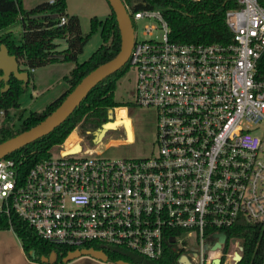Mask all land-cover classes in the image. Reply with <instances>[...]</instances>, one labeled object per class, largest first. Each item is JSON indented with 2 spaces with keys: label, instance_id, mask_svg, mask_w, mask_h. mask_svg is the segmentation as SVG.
<instances>
[{
  "label": "built area",
  "instance_id": "obj_1",
  "mask_svg": "<svg viewBox=\"0 0 264 264\" xmlns=\"http://www.w3.org/2000/svg\"><path fill=\"white\" fill-rule=\"evenodd\" d=\"M236 2L224 42L172 40L162 8L131 9L135 100L156 110V151L104 157L80 141L79 150L50 151L29 166L24 156H3L0 216L16 214L69 250L98 242L157 258L174 244L192 264L212 263L216 232L251 222L264 254V0ZM52 15L57 25L67 21ZM226 242L217 250L237 264L241 238L227 234Z\"/></svg>",
  "mask_w": 264,
  "mask_h": 264
},
{
  "label": "trees",
  "instance_id": "obj_2",
  "mask_svg": "<svg viewBox=\"0 0 264 264\" xmlns=\"http://www.w3.org/2000/svg\"><path fill=\"white\" fill-rule=\"evenodd\" d=\"M123 2L126 3L129 11L149 7L162 8L171 27V39L175 41L224 42L230 40L232 36V31L226 21V11L237 5L236 0H123ZM109 7L110 12L104 18L92 16L89 31L83 32L78 15L68 14L65 11V0H55L52 3L42 1L29 9L24 8L23 0H0V30L18 19L22 24V31L18 38H14L11 33L0 35V45L4 43L9 53L15 54L19 61L31 68L58 59L74 63L69 72L62 77L67 84L66 88L45 103L41 109L31 110L16 127L17 115L15 116L12 109L18 108L19 97L26 90L31 71L27 69L29 79L25 82L11 75L6 89L1 90L4 83H0V110H3V114L0 115V141L41 121L60 104L83 76L97 65L115 56L120 49L121 35L115 13L110 5ZM53 13H65L67 21L61 25L55 24L56 18L52 15ZM18 15L21 17L18 18ZM97 29H99L101 42L86 58L78 60V55L82 52L84 45ZM61 38L65 39L66 45L59 48ZM129 69L128 61L127 64L107 74L88 91L70 115L59 125L47 134L5 156H24V161L29 166L39 159L49 157L50 148L64 139L67 140L79 122L92 126L91 122L94 119H98V122H101V119L110 120L107 119L108 108L119 107L117 105L123 107L122 103L115 99L114 90L118 80ZM20 117L19 113L18 118ZM10 223L27 257L33 261L43 262L42 257L55 251L58 257L54 263L62 262L61 258L70 249V247L54 244L39 237L33 228L16 214L11 217L10 222L5 216H0V229L9 228ZM224 230L229 237L241 238L244 250L237 264H262L263 241L258 243L259 226L257 224L237 222L234 226L226 227ZM87 245L105 251L109 260L123 259L140 264H182L180 256L183 250L175 249L174 244H166L163 254L157 258L146 257L119 245L98 242H91ZM228 246L229 240L225 244L224 252L227 251ZM224 258L225 254L222 256V263Z\"/></svg>",
  "mask_w": 264,
  "mask_h": 264
},
{
  "label": "rangeland",
  "instance_id": "obj_3",
  "mask_svg": "<svg viewBox=\"0 0 264 264\" xmlns=\"http://www.w3.org/2000/svg\"><path fill=\"white\" fill-rule=\"evenodd\" d=\"M42 1L49 0H23V5L29 9ZM65 11L68 14H77L81 30L83 32H88L90 29V18L94 15L98 18H104L109 14L110 7L107 0H65ZM139 35L140 37H145L141 30ZM100 42L101 38L99 35V29H97L92 33L84 45L82 52L78 55V60L86 58ZM59 43L64 44V46L66 45V41L63 38L59 39ZM59 48H61L60 45ZM136 78L137 75L135 68L130 67V69L118 80L117 86L114 90L115 99L122 103L121 105L127 107V114L126 109L120 108L122 107L120 105H117L119 107H112L113 118L108 117L107 113V119L117 122L116 125L121 123L125 126L128 138L127 141H125V129L121 127L107 128L104 132L102 140H93L94 128H99L102 124H104L106 122L105 119H101V122H98V119H94L93 122H91L92 126L88 123L79 122L73 128L74 131H72L73 129L71 130V133L76 132L78 134L80 138L79 140L82 143L94 148L95 151L100 152V154L104 157H147L156 151V110L136 103ZM26 90H28V85ZM29 110V108L22 110L23 114L20 118H18L20 110L12 109L15 116L17 115L15 122L16 126L20 124L22 118L26 115V112H29ZM90 127H93V129H90ZM65 141L66 140L64 139L61 143L54 144L50 148V151L57 153L59 145L65 143ZM70 147L71 146L64 145V149L69 152H71L69 149ZM64 149L63 151H65ZM231 250L234 255L233 250H236V248L232 246ZM220 255H224L223 252L220 253L219 251L217 256ZM74 259L69 260L68 262L71 264L104 263L103 261L97 260L89 255H81ZM224 259L225 262H227L226 264H232L233 262L232 257L227 254Z\"/></svg>",
  "mask_w": 264,
  "mask_h": 264
},
{
  "label": "water",
  "instance_id": "obj_4",
  "mask_svg": "<svg viewBox=\"0 0 264 264\" xmlns=\"http://www.w3.org/2000/svg\"><path fill=\"white\" fill-rule=\"evenodd\" d=\"M109 5L112 7L115 17L120 29L121 43L118 52L109 60L97 65L95 68L90 70L81 80L67 93L60 104L45 118L36 123L35 125L16 133L15 135L0 141V158L5 156L11 151L35 140L42 135L50 132L54 127L59 125L65 120L74 108L81 102L86 96L88 91L103 77L107 74L115 71L119 67L128 63L133 45L135 42V27L131 13L123 0H107ZM15 76L17 79L23 82L29 79V71L20 67V62L15 54L9 53L6 45L2 43L0 45V83L4 85L1 90L7 88V81L11 77ZM113 108H108V117H112ZM109 122L102 124L100 128L94 131L93 140H101L105 129L104 125ZM215 235L218 240L214 243L213 248L215 250L222 246L223 242L227 240V233L225 231L216 232ZM235 241V239H233ZM81 255H89L93 258L107 261L108 256L102 249L94 247L80 248L69 250L62 258V262H68ZM57 253L52 251L48 256L42 257L43 262L54 263L57 260ZM242 258V254L239 252L236 254L237 262ZM182 264H192V261L186 254L180 256ZM115 264H140L123 259L115 261ZM211 264H221V257L216 256Z\"/></svg>",
  "mask_w": 264,
  "mask_h": 264
},
{
  "label": "crops",
  "instance_id": "obj_5",
  "mask_svg": "<svg viewBox=\"0 0 264 264\" xmlns=\"http://www.w3.org/2000/svg\"><path fill=\"white\" fill-rule=\"evenodd\" d=\"M5 29H10L12 31L11 34L14 38H18L20 35L19 34L20 26L17 20L8 27H6ZM60 47L61 48L64 47V44H60ZM73 66H74L73 62L58 59L49 62L45 65L33 68L28 83V90L23 92L18 100L19 106L17 109L20 110V114L22 115L23 114L22 110H25L27 108L30 109L29 112L31 110H39L44 106L45 103H47L55 96L60 94L67 86L66 82L63 80L62 77L63 75L67 74ZM120 108H125L127 114L126 106ZM29 112H26V115ZM127 140L128 138L125 139V141ZM0 264H71V263L69 262L48 263V262L33 261L29 259L25 251L23 250L21 246V242L18 236L16 235V233L11 228H5V229H0Z\"/></svg>",
  "mask_w": 264,
  "mask_h": 264
},
{
  "label": "bare ground",
  "instance_id": "obj_6",
  "mask_svg": "<svg viewBox=\"0 0 264 264\" xmlns=\"http://www.w3.org/2000/svg\"><path fill=\"white\" fill-rule=\"evenodd\" d=\"M113 112V111H112ZM107 122V121H106ZM108 124L104 125V129L106 130L107 128H116L117 122H114L112 120H108ZM79 136L76 132H73L69 138L67 139L65 146H71L70 151H76L80 149V140H79ZM102 140V139H101ZM64 149V143H62L61 145H59V148L57 149V153H61ZM219 253L218 250H214L213 254L217 256V254Z\"/></svg>",
  "mask_w": 264,
  "mask_h": 264
},
{
  "label": "flooded vegetation",
  "instance_id": "obj_7",
  "mask_svg": "<svg viewBox=\"0 0 264 264\" xmlns=\"http://www.w3.org/2000/svg\"><path fill=\"white\" fill-rule=\"evenodd\" d=\"M2 82V81H1Z\"/></svg>",
  "mask_w": 264,
  "mask_h": 264
}]
</instances>
